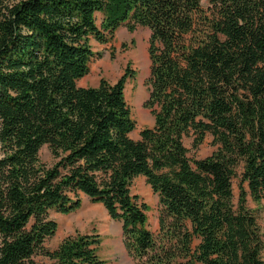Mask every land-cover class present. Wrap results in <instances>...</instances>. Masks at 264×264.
I'll list each match as a JSON object with an SVG mask.
<instances>
[{
  "label": "trees",
  "instance_id": "1",
  "mask_svg": "<svg viewBox=\"0 0 264 264\" xmlns=\"http://www.w3.org/2000/svg\"><path fill=\"white\" fill-rule=\"evenodd\" d=\"M123 25L150 31L153 125L137 140L132 69L78 85L90 37L110 42ZM206 133L218 148L189 156L184 138L197 148ZM139 176L158 197L155 230L131 192ZM80 193L120 222L133 264H264L247 206L264 197V0H0V264H102L97 233L45 247L50 211L74 212Z\"/></svg>",
  "mask_w": 264,
  "mask_h": 264
},
{
  "label": "rangeland",
  "instance_id": "2",
  "mask_svg": "<svg viewBox=\"0 0 264 264\" xmlns=\"http://www.w3.org/2000/svg\"><path fill=\"white\" fill-rule=\"evenodd\" d=\"M100 18L101 15L97 13V24L100 23ZM149 33V29L145 26H137L130 31L123 25L115 31L110 42L99 43L93 37H90L89 43L95 55L89 64V73L78 81V85L97 86L101 78L113 83L126 68L134 71V78L126 83L125 98L131 107L132 117L136 122V128L131 133V137L135 140L139 139V132L142 128L153 125V116L150 109L145 107V101L149 94L150 59L147 50ZM194 137L192 134L184 138V144L188 148V154L191 157L205 158L218 148V144L214 143L213 137L209 133L205 134L197 148H193ZM39 156L43 163L47 165L53 163V158L46 145L40 149ZM238 182L239 177L232 180L233 201L235 204L238 198ZM244 185L246 186L245 183ZM148 187L145 178L139 176L133 180L131 192L138 194L140 200L148 205V226L152 229L157 226L158 198L148 190L150 189ZM80 197L81 206L74 212L63 215L50 211L49 217L57 222L58 228L55 235L45 241V247L53 250L68 235H73L76 232L88 234L95 231L102 236L101 247L97 253L101 259L105 257L106 264H112L110 255L107 253L109 250L114 252L116 264H133L122 242L120 223L108 216L102 204L91 202L83 193H80ZM247 206L256 213L264 238V197L259 203H256L247 195ZM112 242H114V245L111 244ZM104 250L105 254L102 253ZM34 260L39 264L51 263L47 257L42 255L35 256Z\"/></svg>",
  "mask_w": 264,
  "mask_h": 264
},
{
  "label": "crops",
  "instance_id": "3",
  "mask_svg": "<svg viewBox=\"0 0 264 264\" xmlns=\"http://www.w3.org/2000/svg\"><path fill=\"white\" fill-rule=\"evenodd\" d=\"M80 86H84V85H80ZM84 87H86V86H84ZM143 177V176H142ZM143 178H145V177H143ZM149 186V185H148ZM148 188H150V189H148L149 191H151L152 192V190H151V187L149 186ZM153 193V192H152ZM154 194V193H153ZM138 195V194H137ZM154 195H156V194H154ZM157 196V195H156ZM140 197V196H139ZM158 198V197H157ZM142 201V200H141ZM144 202V201H143ZM100 204V203H99ZM118 222V221H117ZM120 223V222H119ZM120 226H121V224H120ZM156 227L157 226H155V228H152L153 230H155L156 229ZM93 233H97V232H92V233H88V234H93ZM121 233H122V230H121ZM97 234H99V233H97ZM100 235V234H99ZM101 236V235H100ZM101 240H102V236H101ZM101 244V243H100ZM112 245H114V242H112L111 243ZM110 246V245H109ZM101 247V245L99 246V248ZM98 248V249H99ZM106 250H108V249H106ZM98 251V250H97ZM103 254H105V250L102 252ZM109 255H110V262L112 263V264H116L117 262H116V260H115V256H114V252L112 251V250H109L108 252H107ZM98 254V253H97ZM99 256V255H98ZM100 258V257H99ZM101 259V258H100ZM102 260L104 261L102 264H106V259H105V257L104 258H102ZM109 262V261H108ZM107 262V263H108Z\"/></svg>",
  "mask_w": 264,
  "mask_h": 264
}]
</instances>
